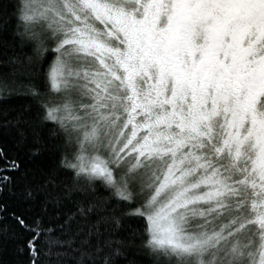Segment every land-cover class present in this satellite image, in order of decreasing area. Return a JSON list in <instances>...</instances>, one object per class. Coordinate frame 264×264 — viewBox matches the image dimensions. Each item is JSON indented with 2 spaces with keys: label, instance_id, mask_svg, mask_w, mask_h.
Returning <instances> with one entry per match:
<instances>
[{
  "label": "snow or ice",
  "instance_id": "1",
  "mask_svg": "<svg viewBox=\"0 0 264 264\" xmlns=\"http://www.w3.org/2000/svg\"><path fill=\"white\" fill-rule=\"evenodd\" d=\"M0 264H264V0H0Z\"/></svg>",
  "mask_w": 264,
  "mask_h": 264
}]
</instances>
